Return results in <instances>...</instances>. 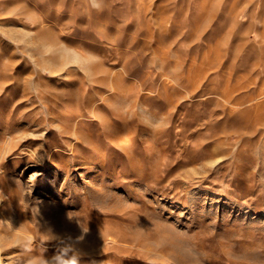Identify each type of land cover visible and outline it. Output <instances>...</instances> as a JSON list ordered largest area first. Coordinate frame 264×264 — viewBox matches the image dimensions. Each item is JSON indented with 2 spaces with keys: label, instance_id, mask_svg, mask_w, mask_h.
<instances>
[{
  "label": "rangeland",
  "instance_id": "1",
  "mask_svg": "<svg viewBox=\"0 0 264 264\" xmlns=\"http://www.w3.org/2000/svg\"><path fill=\"white\" fill-rule=\"evenodd\" d=\"M150 263L264 264V0H0V264Z\"/></svg>",
  "mask_w": 264,
  "mask_h": 264
},
{
  "label": "bare ground",
  "instance_id": "2",
  "mask_svg": "<svg viewBox=\"0 0 264 264\" xmlns=\"http://www.w3.org/2000/svg\"><path fill=\"white\" fill-rule=\"evenodd\" d=\"M77 135V134H76ZM127 136V135H126ZM120 140H126V139H120ZM138 261V260H137ZM151 264V263H150Z\"/></svg>",
  "mask_w": 264,
  "mask_h": 264
}]
</instances>
